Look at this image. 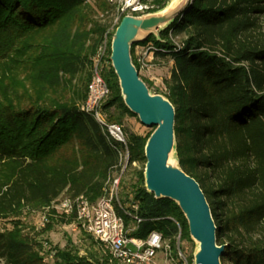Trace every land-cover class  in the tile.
Wrapping results in <instances>:
<instances>
[{
	"label": "trees",
	"instance_id": "16d2710c",
	"mask_svg": "<svg viewBox=\"0 0 264 264\" xmlns=\"http://www.w3.org/2000/svg\"><path fill=\"white\" fill-rule=\"evenodd\" d=\"M168 2L156 0L153 11ZM115 16L109 0H0V218L50 208L64 196L84 194L95 202L120 173V144L81 109L93 57L106 36L112 53L124 15L114 25ZM136 45L152 46L154 64L159 57L173 59L166 92L155 93L175 106L179 165L210 203L218 244H227L222 263L264 264V0H191L159 38L151 34L132 46L135 64ZM109 71L103 110L110 122L123 125L136 115L125 104L114 68ZM152 132H127V167H143L130 209H116L130 236L146 238L157 230L176 247L175 220L182 238L192 240L184 213L175 201L145 188ZM64 217L76 221L75 213ZM39 244L17 219L13 229H0V264H110L96 254L62 249L50 263Z\"/></svg>",
	"mask_w": 264,
	"mask_h": 264
},
{
	"label": "water",
	"instance_id": "95a60500",
	"mask_svg": "<svg viewBox=\"0 0 264 264\" xmlns=\"http://www.w3.org/2000/svg\"><path fill=\"white\" fill-rule=\"evenodd\" d=\"M191 0H169L157 11L125 15L112 37L111 61L127 107L146 126L155 127L147 140L145 188L156 198L175 201L184 213L195 242V264H223L227 244H218V226L200 183L179 165L176 151V110L161 93H154L140 76L132 46L151 34L160 37ZM172 160V163L170 161Z\"/></svg>",
	"mask_w": 264,
	"mask_h": 264
},
{
	"label": "built area",
	"instance_id": "2783aa9c",
	"mask_svg": "<svg viewBox=\"0 0 264 264\" xmlns=\"http://www.w3.org/2000/svg\"><path fill=\"white\" fill-rule=\"evenodd\" d=\"M109 1L116 5L114 25L118 24L123 15L141 14L156 7V0ZM107 42L106 36L93 57L87 98L81 105V109L95 116L108 135L120 144L121 173L109 179L105 194L95 202L81 194L75 198L60 197L53 204L63 214L75 213L79 226L105 245L112 259L116 261L115 264H195L182 248V229L178 221L175 220L179 232L175 236L176 247H173L171 242L165 240L162 233L157 230H153L146 238L130 236V230L127 229L124 218L116 209L121 177L128 166L130 150L124 125L110 122L103 110V103L110 94V87L104 77V72L113 67ZM135 47L139 48L134 53L139 72L144 70L149 74L150 79L157 80L158 78L152 73L155 65L152 46L136 45ZM133 165L136 166L137 162H133ZM130 196L132 198L133 194L131 193ZM120 206L122 207L121 204ZM132 208L135 210L134 221L140 223L142 218L137 213L138 204H133Z\"/></svg>",
	"mask_w": 264,
	"mask_h": 264
},
{
	"label": "rangeland",
	"instance_id": "374dc122",
	"mask_svg": "<svg viewBox=\"0 0 264 264\" xmlns=\"http://www.w3.org/2000/svg\"><path fill=\"white\" fill-rule=\"evenodd\" d=\"M154 9V8H153ZM153 9L145 12H153ZM141 14L129 13V15L140 16ZM182 36L175 37V42H179ZM139 48H134V53ZM135 57V54H134ZM136 64L138 62L136 61ZM174 67V62L172 57L169 55L159 57L155 61V65L152 69L153 75H157V80H152L149 78V74L146 71H141V74L149 80L151 83L152 92H166V79L171 75V71ZM109 70L106 69L104 72V77L109 75ZM123 125L125 130L133 132L139 135L146 136L148 133L154 131L155 127L146 126L141 123L140 119L137 116H127L123 120ZM143 167L142 163H137L130 167H126L124 174L121 177V185L119 189V201L116 200V207L122 205L123 208L130 209V200L131 191L133 186L138 180V170H141ZM121 173V172H120ZM114 175H117L115 172ZM55 210V213L48 215L49 210ZM54 215V224L52 229L47 230L45 227L50 221L51 216ZM67 214L61 213L53 204L50 208L44 210H33L26 208L21 216L16 217L11 215L9 217L0 218V229L1 230H10L14 228V222L19 219L22 223V231L25 235H28L31 239H35L39 245H41L43 253L46 257V261L53 262V254L56 249L62 250H71L72 252L79 253L81 256L91 257L93 254L101 256L105 259H108L110 264H115L108 251V249L96 240L92 235L84 231L81 228L77 221L74 222H65ZM57 217V218H56ZM63 220V221H62ZM133 222V221H132ZM133 223H130V228ZM196 244L190 238H182V248L188 255V257L194 261V250Z\"/></svg>",
	"mask_w": 264,
	"mask_h": 264
},
{
	"label": "bare ground",
	"instance_id": "6f19581e",
	"mask_svg": "<svg viewBox=\"0 0 264 264\" xmlns=\"http://www.w3.org/2000/svg\"><path fill=\"white\" fill-rule=\"evenodd\" d=\"M170 163H172V160L170 161Z\"/></svg>",
	"mask_w": 264,
	"mask_h": 264
}]
</instances>
